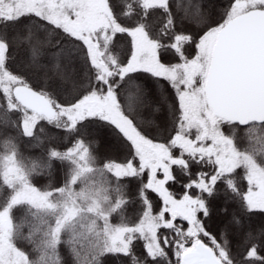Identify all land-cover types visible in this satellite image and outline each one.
<instances>
[{
	"label": "snow or ice",
	"instance_id": "6c2138e0",
	"mask_svg": "<svg viewBox=\"0 0 264 264\" xmlns=\"http://www.w3.org/2000/svg\"><path fill=\"white\" fill-rule=\"evenodd\" d=\"M0 264H264V0H0Z\"/></svg>",
	"mask_w": 264,
	"mask_h": 264
}]
</instances>
